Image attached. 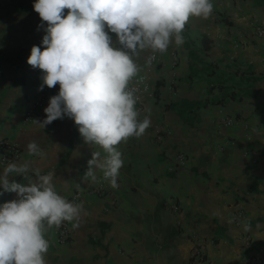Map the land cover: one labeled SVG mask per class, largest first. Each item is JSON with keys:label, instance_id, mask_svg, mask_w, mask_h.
<instances>
[{"label": "crops", "instance_id": "obj_1", "mask_svg": "<svg viewBox=\"0 0 264 264\" xmlns=\"http://www.w3.org/2000/svg\"><path fill=\"white\" fill-rule=\"evenodd\" d=\"M35 2L0 0V139L17 143L16 162L30 165L27 179L10 174V181L28 186L37 182L38 169L53 174L66 200L82 194L79 227L68 222L71 240L60 245L55 226L46 231L47 264H250L252 256L264 263V39L255 31L264 30V0H212L207 19L187 22L182 46L173 42L165 53L157 52L154 98L147 101L151 125L140 138L117 146L124 160L117 188L100 169H93L95 180L84 178L93 152L101 159L107 154L85 143L74 120L65 116L43 129L32 122L46 118L44 109L59 84L36 117L23 122L28 104L41 100L43 83L42 71L27 63L34 45L44 50L47 22ZM109 35L121 48L116 35ZM151 53H141L138 72L146 71ZM172 71L176 98L168 89ZM225 116L235 124L222 125ZM30 141L43 156L29 155ZM178 152L187 160L175 171ZM99 185L105 195L88 194ZM17 199V193L3 192L0 206ZM236 213L242 214L239 225ZM198 248L201 258L192 256Z\"/></svg>", "mask_w": 264, "mask_h": 264}, {"label": "clouds", "instance_id": "obj_2", "mask_svg": "<svg viewBox=\"0 0 264 264\" xmlns=\"http://www.w3.org/2000/svg\"><path fill=\"white\" fill-rule=\"evenodd\" d=\"M33 8L47 27L44 50L34 45L27 63L42 71L39 90L59 84V92L44 109L46 118L32 122L43 129L65 116L74 120L85 143L107 154L101 159L93 152L84 178L95 180L93 169H100L117 188L124 164L117 146L140 138L151 125L149 117L138 118L135 90L129 87L139 71L137 59L147 50L163 54L173 42L182 46L187 22L207 19L212 0H36ZM109 32L121 48L113 46ZM27 151L44 155L35 141ZM29 169L28 162L13 161L0 174V195L15 192L19 197L0 206V264H47L46 231L63 222L79 227L83 205L57 193L52 173L35 170L37 182L28 186L9 180L10 174L27 179Z\"/></svg>", "mask_w": 264, "mask_h": 264}, {"label": "built area", "instance_id": "obj_3", "mask_svg": "<svg viewBox=\"0 0 264 264\" xmlns=\"http://www.w3.org/2000/svg\"><path fill=\"white\" fill-rule=\"evenodd\" d=\"M256 34L258 37H261L264 39V30L257 26ZM0 50H1V44H0ZM149 57H152L149 61V58L146 63V71L145 72H138L137 75L130 81L129 87L131 89L135 90V96L137 98L136 103V109L139 112V119H143L145 116L149 114L148 110V100L154 98V80L151 76V73L156 71V68H158L159 65V54L151 53ZM177 64V55L175 52L171 53V65L172 68H175ZM175 73L172 71V75L170 77V80H168V89L173 98H176L177 95V87H178V80L176 76H174ZM50 93V89L47 86H44L43 90L41 91V100L34 104H28V109L25 112L23 116V122L25 124L30 123L37 115V109L44 101L45 97ZM170 104L169 102L167 105ZM221 124L224 126H232L235 124V120L231 117H222L221 118ZM156 132H159V128L156 130ZM0 165L6 166L8 162L17 161L21 156V149L17 145V143L12 142L8 139H0ZM187 160V156L183 152H178L175 156V161L173 163V169L175 171L180 170L185 162ZM88 194L93 196L102 197L105 195V189L102 185H99L97 187H94L88 191ZM82 199V194L79 191H76L73 193L69 199H67L69 202L77 203ZM174 210L177 211L178 207H174ZM242 214L236 213L234 216V223L236 225H239L241 223ZM55 237L58 244L62 245L65 243H68L72 238V229L68 222H63L62 225L57 228L55 227ZM246 245L250 243V239L247 237L243 241ZM193 257H200L201 258V252L200 249H195L192 251ZM248 263L250 264H264L263 261L258 258L257 256H252L249 258Z\"/></svg>", "mask_w": 264, "mask_h": 264}]
</instances>
